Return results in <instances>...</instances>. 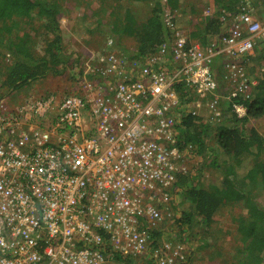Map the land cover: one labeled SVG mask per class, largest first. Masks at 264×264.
<instances>
[{
  "label": "built area",
  "instance_id": "obj_1",
  "mask_svg": "<svg viewBox=\"0 0 264 264\" xmlns=\"http://www.w3.org/2000/svg\"><path fill=\"white\" fill-rule=\"evenodd\" d=\"M223 20L225 35L204 45L170 15L172 38L147 62L109 41L77 91L17 105L0 95V264L187 262L186 242L153 235L176 220L170 193L188 173L180 119L207 107L218 125L222 99H253L247 63L264 44L250 3ZM180 85L194 101L186 104ZM233 111L248 116L243 102Z\"/></svg>",
  "mask_w": 264,
  "mask_h": 264
},
{
  "label": "trees",
  "instance_id": "obj_2",
  "mask_svg": "<svg viewBox=\"0 0 264 264\" xmlns=\"http://www.w3.org/2000/svg\"><path fill=\"white\" fill-rule=\"evenodd\" d=\"M116 1L119 6H125L124 17L118 18L111 11L115 20L104 23V18L99 17L95 31L101 33L107 25L109 37L102 52L108 50V42L112 41L117 53L129 61H149L172 38L168 17L172 15L176 29H182L184 17L181 19L179 15L187 13L183 7L187 0ZM223 1L216 0L218 3ZM243 3L249 2L239 4L230 0L219 6L220 9L206 19L205 26L195 36H199L197 38L204 45L219 41L228 29V21L223 17L226 15L230 19L238 14ZM61 11V4L56 0H0L1 85L13 91L21 90L34 81L60 75L71 66L72 59L64 46L59 18ZM38 19L41 20L39 27L35 24ZM22 21L30 24L31 32L23 30ZM129 36L137 41L131 49L120 45L121 39ZM260 45V50H264V44ZM120 48L123 52L118 51ZM81 75L84 77L85 73ZM252 79L256 82L253 99L245 101L237 97L231 102L222 99L224 118L218 125L207 123L192 113H184L176 139L177 148L187 155L194 152L204 155L209 150L211 165L220 174L219 182L209 187L199 185L192 172L177 176L174 189L183 188L185 200L189 202L181 215L176 216L179 231L186 230L197 221L202 228V240L207 244V236L219 209L229 202L245 203L247 215L238 219L242 246L233 250L231 264H251V258L256 264L264 262V135L256 127L247 126L250 118L264 117V74L255 79L252 75ZM178 90L183 99H187L186 104L194 101V94L187 88L180 85ZM234 102L245 103L248 116L239 117L233 111ZM211 139H214L213 145L210 144ZM163 232L162 229L156 230L153 235L159 238ZM192 255L190 250L185 264H191ZM127 264L133 263L128 260Z\"/></svg>",
  "mask_w": 264,
  "mask_h": 264
},
{
  "label": "rangeland",
  "instance_id": "obj_3",
  "mask_svg": "<svg viewBox=\"0 0 264 264\" xmlns=\"http://www.w3.org/2000/svg\"><path fill=\"white\" fill-rule=\"evenodd\" d=\"M61 4L60 22L63 28L64 46L72 59L68 68L63 70L60 75H50L45 79L34 81L21 90H11L0 83V95H6L15 105L21 104L30 95H47L55 91H77L79 89L77 79L85 73L86 67H90L95 59L102 53L107 37H109L107 25L103 27L104 31L96 32L97 20L104 18V23H110L115 20L110 12L114 11L118 18L124 17L125 6H119L116 0H56ZM230 0H224L218 3L216 0H187L183 7L186 10L184 16H180L183 31L194 41L202 42L197 35L200 28H203L207 18L214 15L221 5L227 4ZM239 2H251L257 18L264 23V0H233ZM146 4V3H143ZM136 10V8H135ZM141 10V9H140ZM99 12V16L96 13ZM36 26H41V20L35 22ZM23 30L31 32L32 28L27 21H22ZM198 37V38H197ZM38 40V39H37ZM36 40V41H37ZM38 42V41H37ZM123 47L134 48L137 45L135 38L129 36L121 39ZM42 46V45H41ZM261 45L257 46L255 51L256 58L247 63L248 73L257 76L264 74V50H260ZM42 47H40V50ZM117 51V49H115ZM123 52V49L118 50ZM0 75V79H2ZM4 80V79H3ZM229 93V91H227ZM207 107L199 110L198 116L207 123L210 122V116ZM247 126L256 127L264 135V117L259 119L250 118ZM214 144V139L210 140ZM209 150L200 155L196 152L187 156L185 164L188 172L196 176L199 185L209 187L219 182L220 174L211 165ZM255 195L257 194L254 192ZM170 205L173 207L176 216L181 215L183 210L189 205L185 200L184 189H173L170 193ZM247 215V208L244 202H229L217 212L215 222L212 225L211 233L207 236V244L202 240L201 225L195 221L184 231H179L177 223L171 224L164 230L159 240L187 241V247L192 251L191 264H231L233 263L232 252L235 248L242 246L241 234L238 231V219ZM251 264H256L251 258ZM261 264H264L261 263Z\"/></svg>",
  "mask_w": 264,
  "mask_h": 264
}]
</instances>
